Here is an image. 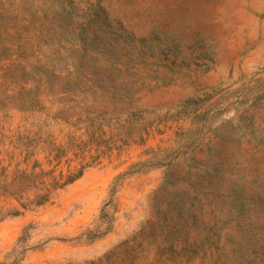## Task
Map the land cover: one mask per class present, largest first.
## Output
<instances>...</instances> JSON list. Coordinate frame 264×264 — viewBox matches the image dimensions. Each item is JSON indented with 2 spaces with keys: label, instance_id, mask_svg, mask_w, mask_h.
I'll return each instance as SVG.
<instances>
[{
  "label": "rangeland",
  "instance_id": "obj_1",
  "mask_svg": "<svg viewBox=\"0 0 264 264\" xmlns=\"http://www.w3.org/2000/svg\"><path fill=\"white\" fill-rule=\"evenodd\" d=\"M16 131L88 166L0 264H264V0H0Z\"/></svg>",
  "mask_w": 264,
  "mask_h": 264
},
{
  "label": "trees",
  "instance_id": "obj_2",
  "mask_svg": "<svg viewBox=\"0 0 264 264\" xmlns=\"http://www.w3.org/2000/svg\"><path fill=\"white\" fill-rule=\"evenodd\" d=\"M37 132H40L38 129ZM30 133L16 131L10 141H0V202L9 200V207L0 204V221L23 214L51 202L53 195L81 178L87 164L81 163L78 168L67 170L58 167L63 157L72 148L67 145L48 142L42 147L30 145L27 140ZM39 152L46 153L44 162L32 158ZM113 182L111 195L116 192L117 181ZM29 226L23 230L19 239L25 242ZM22 250H27L23 245Z\"/></svg>",
  "mask_w": 264,
  "mask_h": 264
}]
</instances>
